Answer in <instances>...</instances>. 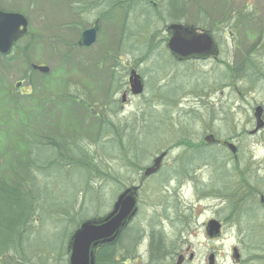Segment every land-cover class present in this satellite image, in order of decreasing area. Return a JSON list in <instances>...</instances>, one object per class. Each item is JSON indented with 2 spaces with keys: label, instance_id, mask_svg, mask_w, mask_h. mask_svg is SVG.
Here are the masks:
<instances>
[{
  "label": "rangeland",
  "instance_id": "374dc122",
  "mask_svg": "<svg viewBox=\"0 0 264 264\" xmlns=\"http://www.w3.org/2000/svg\"><path fill=\"white\" fill-rule=\"evenodd\" d=\"M50 1L0 0L30 18L39 46L28 60L49 67L48 73L31 69L24 41L11 58L0 57V264H67L74 229L109 212L165 150L161 170L144 180L138 214L115 246L121 264H176L180 255L183 264H209L212 253L215 264H264V128L250 134L254 109L264 105L257 73L263 57L256 47L247 51L257 41V20L228 37L218 60L172 66L166 77L153 34L147 50L136 51L145 92L116 112L105 93L120 29L110 37L101 30L98 43L82 49L76 44L81 21L73 18L80 26L70 30L66 9ZM197 15L185 21L209 28L212 17ZM25 39L31 42V35ZM100 50L108 59L103 67L94 64ZM66 56L77 63L65 64ZM119 58L129 59L124 52ZM23 78L33 98L12 101ZM208 133L236 144V156L223 144H207ZM211 219L223 225L215 239L206 234ZM160 238L162 257L153 260Z\"/></svg>",
  "mask_w": 264,
  "mask_h": 264
},
{
  "label": "flooded vegetation",
  "instance_id": "af4514ba",
  "mask_svg": "<svg viewBox=\"0 0 264 264\" xmlns=\"http://www.w3.org/2000/svg\"><path fill=\"white\" fill-rule=\"evenodd\" d=\"M50 1V0H49ZM39 2V0H38ZM51 7L66 9L68 17L71 18L70 23L67 25L70 30L74 27L80 26L74 23L73 18H77L82 23V31L76 42L77 46L82 49L90 50L92 46L100 38L101 30L116 31V28L120 29L119 42L116 43L115 49L109 51L107 56L117 57L110 59L111 67L113 68V79H108L110 86L108 87L105 95L113 100L116 106V112H120L126 106L132 103L135 95L132 90V79L135 78V73L140 75L144 88L146 89V77L143 72L140 71V67L144 61L138 58L136 51L147 50L150 39L154 34L155 40L160 43L161 52L163 53L164 67L162 71V77L168 76L171 72L172 66H183L192 61H211L218 60L223 50L227 49L228 37L237 35L238 29H244L248 20H257V41L246 46L247 51H252L255 47L261 52V58L263 57L262 65H258L257 73L261 79H264V0H51ZM29 3H33V0H29ZM0 9L7 12L21 13L12 9H7L0 5ZM209 9V11H208ZM210 12V14H207ZM198 14V15H197ZM207 15L212 17L211 25L209 28L202 27L200 23L187 22L185 19L187 16H200ZM26 16V15H25ZM27 17V16H26ZM28 19V32L23 35L13 44V47L8 54L0 52V57L9 59L16 53L19 42H25L23 46V52H25L24 61L30 63V67L33 68L35 63L28 60L29 52L37 51L39 46V38L34 35L36 32L31 27V20ZM232 19H234L232 21ZM76 21V20H75ZM234 23V26L232 25ZM172 25H182L194 27V35L208 33L209 38L214 44L215 49L218 51L216 55H211L207 58H189L180 59L178 54L172 49L171 41L173 38V32L169 30ZM97 28L95 41L92 45H80L85 31ZM31 35V42L26 40ZM110 37V35H109ZM153 40V39H151ZM53 42V40H51ZM51 48V63L55 59L54 48L52 43H49ZM82 44V43H81ZM249 45V43H248ZM110 50V49H109ZM39 49L38 52H41ZM124 52V55L129 57L125 61H121L119 53ZM94 54V53H92ZM99 58L94 60V64L103 67L105 60V52L100 50ZM53 56V58H52ZM64 59L65 64H74L71 57L66 56ZM90 57V55H89ZM248 57V54H247ZM89 59V58H88ZM92 60H88L90 64ZM81 63L83 64L82 60ZM84 65V64H83ZM85 66V67H86ZM163 67V68H164ZM152 74L154 73L152 67ZM168 79V78H167ZM114 80V81H112ZM26 81L23 78L22 81L17 82V90L11 95H17V97L25 99L30 98L32 90L29 89L27 84H23ZM117 83L116 87L113 86ZM99 114V113H98Z\"/></svg>",
  "mask_w": 264,
  "mask_h": 264
},
{
  "label": "water",
  "instance_id": "95a60500",
  "mask_svg": "<svg viewBox=\"0 0 264 264\" xmlns=\"http://www.w3.org/2000/svg\"><path fill=\"white\" fill-rule=\"evenodd\" d=\"M20 26H24L20 30ZM28 21L20 13H8L0 10V51L9 52L12 44L27 31ZM169 30L173 32V38L170 46L178 54L180 59L189 58H207L216 55L218 51L208 36L207 32L194 35V27L172 25ZM97 28L84 32L80 44L91 45L95 41ZM41 71L49 70L46 66H35ZM132 90L134 94L143 92V84L140 76L135 73L132 79ZM264 107L258 105L255 108L254 116L256 126L250 131V134L257 133L264 127L263 119ZM207 143H217L220 140L214 134H208L205 137ZM228 148L237 153V146L230 142H224ZM168 151H163L154 160L152 165L148 166L143 174L144 178L156 173L162 165ZM138 190L139 186H131L122 191L115 201L112 210L104 216H97L83 221L80 226L72 233L69 239L68 264H96V254L99 247L106 244H114L120 238L124 229L129 225L138 212ZM264 201V197H262ZM222 224L212 219L208 222L206 231L210 238H216L221 235ZM192 257V256H191ZM234 258L238 260L240 253L238 248H234ZM184 258L179 256L176 264H182ZM210 264H215V255L209 257Z\"/></svg>",
  "mask_w": 264,
  "mask_h": 264
},
{
  "label": "trees",
  "instance_id": "16d2710c",
  "mask_svg": "<svg viewBox=\"0 0 264 264\" xmlns=\"http://www.w3.org/2000/svg\"><path fill=\"white\" fill-rule=\"evenodd\" d=\"M15 197H25L22 191H16ZM29 206V205H28ZM30 208V207H29ZM24 210L27 211V208L24 207ZM21 224H19V227ZM158 246L154 249L152 253V259H160L162 255L160 254L161 246L163 243V239L160 238L157 240ZM131 254V252L129 253ZM125 257H123L124 260ZM97 264H121V261L118 259L117 252L115 246H104L102 247L97 254Z\"/></svg>",
  "mask_w": 264,
  "mask_h": 264
}]
</instances>
